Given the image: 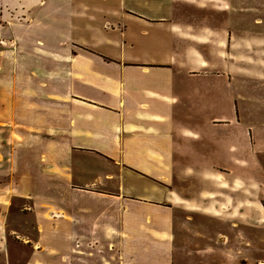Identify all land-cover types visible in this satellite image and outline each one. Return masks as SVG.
I'll return each instance as SVG.
<instances>
[{
	"label": "crops",
	"instance_id": "0c3cea01",
	"mask_svg": "<svg viewBox=\"0 0 264 264\" xmlns=\"http://www.w3.org/2000/svg\"><path fill=\"white\" fill-rule=\"evenodd\" d=\"M245 1L214 0L209 23L184 0L5 4L0 33L40 60L26 106L12 89L5 106L0 159L40 181L7 264H264L247 189L264 185V23L235 26ZM238 36L261 57L238 62Z\"/></svg>",
	"mask_w": 264,
	"mask_h": 264
},
{
	"label": "rangeland",
	"instance_id": "374dc122",
	"mask_svg": "<svg viewBox=\"0 0 264 264\" xmlns=\"http://www.w3.org/2000/svg\"><path fill=\"white\" fill-rule=\"evenodd\" d=\"M25 0H10L9 2L6 0H0V24L7 25L8 22H5L2 19V15H5L7 2L9 7H14L17 4L23 3ZM33 3H39L40 0H29ZM185 2H189L188 5H179L177 8V14L182 16H199L204 17L206 23H209L211 14L214 13L213 9L217 7L213 6L214 0H184ZM6 2V3H5ZM194 2V3H192ZM6 4V7H5ZM8 8V7H7ZM238 12L236 13V23L237 27L241 22H248V26L253 27V24L256 19H262L264 23V0H246L244 3L239 4ZM222 15V14H221ZM231 15H234L231 13ZM104 19V18H100ZM97 19V20H100ZM1 30V28H0ZM2 36L0 37V144H4L5 139L10 135V128H12V123L17 125L15 120H7L5 117L6 107L10 103V91L12 89V94L17 96V104L18 106L23 105L26 106V97L24 93L29 88H37V85L34 86L32 84H27L29 82H33L34 78L40 77V60L37 58L28 57L23 50L19 48V42L12 36L11 38L7 36L5 38L3 36V32L0 33ZM8 35V34H7ZM222 46V45H221ZM251 46L248 48L250 49ZM245 40L243 37L238 36L237 40V48H236V60L238 62H244L245 59H257V57H261L258 52L259 48L256 51L250 53L245 49ZM222 59L226 58L223 54L221 56ZM242 66V64H239ZM239 68L238 71L242 70ZM239 79L246 78L243 75H238ZM248 78V77H247ZM244 81V80H243ZM24 82V84L22 83ZM252 81V85H253ZM256 83V82H254ZM263 84V83H262ZM264 85V84H263ZM28 87V88H27ZM244 87V86H243ZM254 90L256 88H253ZM251 90V89H250ZM249 90V91H250ZM254 90L251 92L254 95V99L257 98V95L254 93ZM244 93V91H243ZM242 96V94H238ZM245 95V94H244ZM253 98V97H252ZM264 98V96H263ZM240 100V99H239ZM241 104L244 102L241 101ZM251 117V116H250ZM255 116H253L254 118ZM249 117H244L246 119ZM252 118V120H253ZM251 119V118H249ZM256 120L259 118L255 117ZM36 120V117L32 116H21L18 118V123L28 124ZM245 124V123H244ZM255 124V123H254ZM13 125V127H14ZM22 126V125H19ZM5 128L6 131H2ZM15 128V127H14ZM15 139L20 140L23 134L14 132ZM3 149L0 150L2 154ZM5 151L3 152L4 156ZM0 154V155H1ZM1 157V156H0ZM38 169L36 166L30 162L22 163L21 159L18 158L15 162L10 161L6 163L4 158L0 159V264H7V260L3 256L6 254L7 245L5 244V236L6 233H10V228L8 222H11V211L13 208L23 215L21 217L26 218L27 214V206L21 200L27 199V191H33L34 194L40 192V181L37 179ZM229 183V181H227ZM233 181H230V184H233ZM238 187V186H237ZM247 189H250L253 194V222L256 225L261 224V215H264V185L253 183L251 186L247 185ZM15 197V204L13 206V196ZM10 211V215L8 214ZM9 215V216H8ZM23 220L20 218L17 223L21 224ZM14 238L18 242H23L22 233H13ZM257 262L256 264H258ZM262 264V263H260Z\"/></svg>",
	"mask_w": 264,
	"mask_h": 264
}]
</instances>
